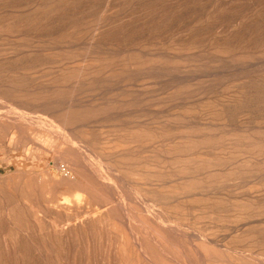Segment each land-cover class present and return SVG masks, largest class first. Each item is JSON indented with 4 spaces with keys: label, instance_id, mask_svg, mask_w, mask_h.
<instances>
[{
    "label": "rangeland",
    "instance_id": "374dc122",
    "mask_svg": "<svg viewBox=\"0 0 264 264\" xmlns=\"http://www.w3.org/2000/svg\"><path fill=\"white\" fill-rule=\"evenodd\" d=\"M0 264H264V0H0Z\"/></svg>",
    "mask_w": 264,
    "mask_h": 264
},
{
    "label": "bare ground",
    "instance_id": "6f19581e",
    "mask_svg": "<svg viewBox=\"0 0 264 264\" xmlns=\"http://www.w3.org/2000/svg\"><path fill=\"white\" fill-rule=\"evenodd\" d=\"M85 151V150H84ZM85 157V156H84ZM227 168V167H226ZM106 184V183H105ZM118 196V195H117ZM145 208V207H144ZM102 210V209H101ZM126 216V215H125Z\"/></svg>",
    "mask_w": 264,
    "mask_h": 264
}]
</instances>
